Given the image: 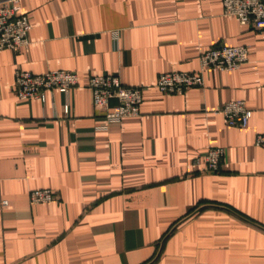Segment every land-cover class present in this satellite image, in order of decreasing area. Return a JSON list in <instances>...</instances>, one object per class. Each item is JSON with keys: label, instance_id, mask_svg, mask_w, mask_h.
I'll return each instance as SVG.
<instances>
[{"label": "crops", "instance_id": "crops-1", "mask_svg": "<svg viewBox=\"0 0 264 264\" xmlns=\"http://www.w3.org/2000/svg\"><path fill=\"white\" fill-rule=\"evenodd\" d=\"M21 6L31 44L0 52V264H264V40L255 29L225 15L222 0ZM218 45L248 46V63L207 71L184 94L156 88L163 73L198 72L201 53ZM17 69L74 71L80 86L20 101ZM103 74L146 87L139 117L95 115L89 80ZM233 100L253 111L247 129L215 113ZM211 148L226 151L218 173L205 172ZM37 189L59 198L33 205Z\"/></svg>", "mask_w": 264, "mask_h": 264}, {"label": "built area", "instance_id": "built-area-1", "mask_svg": "<svg viewBox=\"0 0 264 264\" xmlns=\"http://www.w3.org/2000/svg\"><path fill=\"white\" fill-rule=\"evenodd\" d=\"M222 3L225 15L234 16L241 25L252 27L264 40V0H222ZM30 31L31 23L22 11L21 0H0V52L8 50L19 53L28 48L31 44ZM120 39V31H115L113 41L116 47L120 45ZM248 61V46L218 45L201 53L198 72L163 73L158 77L156 88L163 94H184L190 89L203 87L207 71H238ZM79 86V76L74 71L51 70L37 75L17 69L15 73V93L20 101L39 100L46 103L49 93L69 95ZM88 87L92 93L95 115L103 117L107 124L121 123L141 115L145 86H126L119 75L103 74L90 77ZM63 111L66 118L72 116L69 102L64 105ZM215 113L225 118L227 126L240 129H247L253 117V111L243 100L229 101ZM256 145L264 146V134L257 135ZM202 158L205 172L218 173L226 158V151L211 148ZM29 197L33 205L51 203L59 198L52 189L32 190Z\"/></svg>", "mask_w": 264, "mask_h": 264}]
</instances>
